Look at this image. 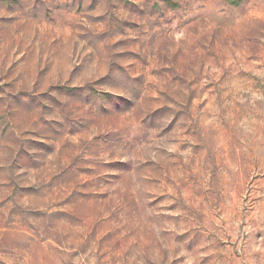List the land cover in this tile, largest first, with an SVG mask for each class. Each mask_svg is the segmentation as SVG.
Listing matches in <instances>:
<instances>
[{"label":"rangeland","instance_id":"obj_1","mask_svg":"<svg viewBox=\"0 0 264 264\" xmlns=\"http://www.w3.org/2000/svg\"><path fill=\"white\" fill-rule=\"evenodd\" d=\"M0 264H264V0H0Z\"/></svg>","mask_w":264,"mask_h":264}]
</instances>
